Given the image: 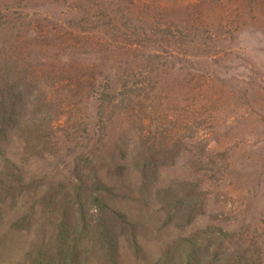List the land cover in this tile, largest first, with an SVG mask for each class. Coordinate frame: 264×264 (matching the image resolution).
I'll return each instance as SVG.
<instances>
[{"label": "rangeland", "instance_id": "374dc122", "mask_svg": "<svg viewBox=\"0 0 264 264\" xmlns=\"http://www.w3.org/2000/svg\"><path fill=\"white\" fill-rule=\"evenodd\" d=\"M99 3V15L127 33L92 30L95 17L83 0H0V61L14 47L19 70L45 76L35 60L52 58L55 67L76 61L78 81L97 72L101 88L135 67L137 58L157 56L154 70L133 71L137 113L117 107L100 115L95 95L80 109L71 106L69 116H23L0 136V264H154L181 237L214 228L241 231L264 261V0ZM141 33L151 38L143 47L136 44ZM123 42L133 43L131 49H113ZM89 47L106 58L100 61L99 51L90 58ZM144 116L145 127L136 132L133 122ZM36 118L37 149L26 147L19 131ZM148 123L154 133L173 127L192 151L166 160L153 183L142 182L131 158L140 137H148ZM189 131L193 140L184 139ZM202 147L225 156L196 172L188 158L198 162ZM172 180L196 181L205 193L202 211L183 230L165 225L154 197ZM93 194L133 226L111 229V216L89 205ZM97 219L111 240L102 241V230L95 234Z\"/></svg>", "mask_w": 264, "mask_h": 264}, {"label": "trees", "instance_id": "16d2710c", "mask_svg": "<svg viewBox=\"0 0 264 264\" xmlns=\"http://www.w3.org/2000/svg\"><path fill=\"white\" fill-rule=\"evenodd\" d=\"M83 1L86 3L85 6L89 4V14L95 17V21L91 22L93 25L92 30L98 28L109 29L112 27L115 30L113 35L119 31L127 33L128 30H121L117 27V20H105L104 17L99 15L103 7L100 3L98 4L99 0ZM123 36L125 35L121 33V36L117 35L114 40H119ZM80 39L81 41L79 42L78 40V42L81 45L83 41L82 38ZM147 41H151V38H147L145 33H141L138 36V40H136V44L143 47L147 44ZM103 43H106V41H103L99 47L105 53L107 49L102 47L104 46ZM123 43L121 46L112 44L113 49L127 50L131 49L130 46L133 44H129L128 42ZM83 44L86 46L84 42ZM14 49V47L7 49L6 52L10 54L5 60L0 61V136L2 138L7 135V129L12 127L15 121L21 120L23 116L31 113L36 117L38 116V118L40 117L42 120L47 119L46 117L55 120L64 114L69 116L73 108L80 109L84 101L95 95L98 96L100 115H105L107 112L114 113L113 111L117 107H124L125 111L128 109L133 114L137 113L138 104L135 100L137 86H134L132 83L135 76L133 71L139 68L154 70L153 64L157 58L155 54H144L142 58H137L135 67L130 68L128 71L125 69L123 75L117 76L116 80L111 84L102 85L100 88L97 72H92L86 79V82L85 79H82V82L78 81L80 78H77L79 77V70L76 69L78 67L76 61L69 63L65 60L67 62H64L62 66H57V68L50 64V59L53 60L52 58L41 57L35 60L37 62L36 65L39 66V70H46L47 73L45 76L43 74L38 76L37 72L30 68L19 70L21 61L18 60L16 55L12 54V50ZM39 51L42 52L43 48H40ZM98 51L101 52L99 49ZM98 51L94 47H89V51L86 53L89 54L90 58H94L99 53ZM102 52L100 53L101 57H98L100 61L104 60V57L106 58ZM25 54L29 55V50ZM66 58L65 56L64 59ZM40 60L41 62L39 63ZM92 70L94 71V69ZM149 72L154 74L153 71ZM146 82L148 85L153 83L148 79H146ZM80 83L87 85H81ZM211 88L209 87L203 91L207 93V90ZM84 91L87 94H83L85 93ZM78 95L83 96L76 103L73 102ZM58 96H60L59 100H56ZM71 106L73 108H70ZM51 107H53V113H50V110H48ZM147 117H136L133 122L136 132L138 131V126H144L143 121ZM38 118H36L37 120L27 122L28 125L22 130H19L22 136H25L23 140L26 143V147L36 148L37 142L39 143L40 141ZM145 129L148 131L145 132L148 137H140L139 142L137 141L135 149L132 150L133 154H131L132 165L135 171L140 174L142 182L153 183L158 171L168 166L164 164L166 160H176L182 155L183 151L189 153H192V151L186 148L183 139L176 138L179 133H174V128H170L167 124L163 125L161 131L157 133H154L150 123H148ZM195 137L196 134L192 131L184 135V139L189 140H193ZM200 141L205 143V140ZM159 142L163 144V149L160 150L161 152L155 148ZM199 154H201V158L198 162L195 159L191 160L188 158L189 162L195 165L193 166V170H196V172H200L202 165L204 167L206 163L209 161L212 162L216 157L222 159L225 156L224 152L206 154L204 147L200 148ZM205 155L208 157V160L203 162L202 159L206 157ZM94 185L96 187L97 183ZM198 187L199 184L196 181L172 180L170 184L154 192L157 205L165 212V225L174 224L175 227L183 230L192 223L196 215L202 211L206 199L205 193L200 191ZM97 190L98 188L96 187L95 191ZM89 205L91 207H99L100 211L105 210L108 216H111L109 218L111 229L131 228L133 226L128 221L126 215L117 213L110 208L102 195H91ZM96 227L95 234L100 230L103 231L100 234L103 242L111 240V231L103 229L106 227L103 222L97 219ZM206 230L197 232L187 238L181 237L154 264H264L259 248L247 243V239L241 231L228 232L218 228Z\"/></svg>", "mask_w": 264, "mask_h": 264}]
</instances>
